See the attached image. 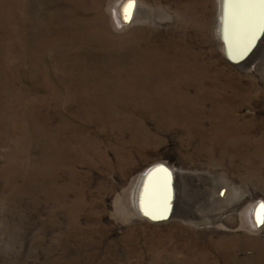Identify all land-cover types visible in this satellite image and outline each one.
<instances>
[{
	"label": "rangeland",
	"instance_id": "obj_1",
	"mask_svg": "<svg viewBox=\"0 0 264 264\" xmlns=\"http://www.w3.org/2000/svg\"><path fill=\"white\" fill-rule=\"evenodd\" d=\"M220 12L0 0V264H264V43L230 59ZM155 164L159 220L134 201Z\"/></svg>",
	"mask_w": 264,
	"mask_h": 264
},
{
	"label": "bare ground",
	"instance_id": "obj_2",
	"mask_svg": "<svg viewBox=\"0 0 264 264\" xmlns=\"http://www.w3.org/2000/svg\"><path fill=\"white\" fill-rule=\"evenodd\" d=\"M220 9L219 24L225 50L230 59L239 60L245 57L246 59L242 61V64H245L258 53V49L264 43V8L258 5L249 6L245 0H232L231 3L220 0ZM252 48L254 49L250 53ZM245 51L249 56L242 54ZM172 181L174 172L166 165L155 164L148 167L140 175L136 189L134 201L137 211L145 210L157 220L172 215L176 195L178 199V189L175 190L174 183L172 197L170 186ZM258 209L254 207V211Z\"/></svg>",
	"mask_w": 264,
	"mask_h": 264
},
{
	"label": "snow or ice",
	"instance_id": "obj_3",
	"mask_svg": "<svg viewBox=\"0 0 264 264\" xmlns=\"http://www.w3.org/2000/svg\"><path fill=\"white\" fill-rule=\"evenodd\" d=\"M226 2L231 3L232 0H226ZM245 3L249 6H260L261 8H264V0H245ZM132 5L129 3L128 7L130 8ZM258 222H264V204H261L259 206L258 212Z\"/></svg>",
	"mask_w": 264,
	"mask_h": 264
},
{
	"label": "water",
	"instance_id": "obj_4",
	"mask_svg": "<svg viewBox=\"0 0 264 264\" xmlns=\"http://www.w3.org/2000/svg\"><path fill=\"white\" fill-rule=\"evenodd\" d=\"M161 219V218H160Z\"/></svg>",
	"mask_w": 264,
	"mask_h": 264
}]
</instances>
